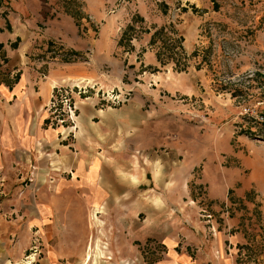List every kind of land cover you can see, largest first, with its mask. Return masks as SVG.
Masks as SVG:
<instances>
[{"label": "crops", "instance_id": "1", "mask_svg": "<svg viewBox=\"0 0 264 264\" xmlns=\"http://www.w3.org/2000/svg\"><path fill=\"white\" fill-rule=\"evenodd\" d=\"M6 1L14 13L0 20V171L11 177L6 231L18 242L0 241V264H26L34 250L35 264H86L92 246L89 264L113 257L117 264H240L246 238L236 207L251 197L255 178L240 180L236 167L226 172L215 146H204L214 152L205 166L202 134L171 132L159 109L136 98L120 107L83 102L76 130L62 138L45 112L53 87L96 74L50 62L46 24L30 0ZM62 23L75 28L60 19L52 29L63 34ZM62 34L71 49H83L77 33ZM201 200L211 204L213 226L201 218Z\"/></svg>", "mask_w": 264, "mask_h": 264}, {"label": "rangeland", "instance_id": "2", "mask_svg": "<svg viewBox=\"0 0 264 264\" xmlns=\"http://www.w3.org/2000/svg\"><path fill=\"white\" fill-rule=\"evenodd\" d=\"M43 1L47 10L35 0H30V7L46 24L40 27L48 35L44 37L49 61L80 63L96 74L61 84H96L95 92L76 91L71 96L79 117L80 105L91 99L101 107H120L135 98L146 101L159 109L162 127L184 130L189 136L193 131L202 134V151L208 152L205 145L217 148L216 164L226 172L238 168L240 180L255 178L246 194L251 197L236 207L242 211L246 238L238 247L239 263L264 264V127L255 120L264 122V0ZM13 13L9 3L0 0L1 22H8ZM60 19L73 20L75 28L62 23L63 34L60 28L52 29V22ZM66 31L86 41L83 49L76 51L65 43L60 35ZM161 31L163 37L158 36ZM61 85H55L52 94ZM112 92L127 98L130 94L129 100L115 105L107 96ZM212 153L208 152L205 166L213 165ZM201 173L197 168L195 176L201 178ZM10 179L0 171V241L15 244L18 238H9L6 231L14 216ZM199 194L206 197L204 189ZM210 205L202 201L200 213L213 226L218 220ZM229 210L224 211L226 216ZM95 247L87 252L86 264ZM117 262L113 257L101 264Z\"/></svg>", "mask_w": 264, "mask_h": 264}, {"label": "built area", "instance_id": "3", "mask_svg": "<svg viewBox=\"0 0 264 264\" xmlns=\"http://www.w3.org/2000/svg\"><path fill=\"white\" fill-rule=\"evenodd\" d=\"M91 90L95 92L96 84L89 81L65 86L61 85L54 88L50 102L45 107V112L47 113L48 120L52 126L63 129V132H61L62 138L68 137L72 132H74L78 123L79 109L71 96L73 97L76 91L77 94L81 95L89 93ZM107 96L109 98V102L115 105H120L129 100L130 94H128V98L123 97L122 94H117L115 92H112V94H107ZM121 96L123 99H121ZM88 98L89 96L86 99ZM34 169L35 167L33 170ZM208 217L211 218V216ZM36 246L38 245L36 244ZM109 258L111 259V257ZM36 262L37 251L34 250V254H30L26 257L25 263L35 264Z\"/></svg>", "mask_w": 264, "mask_h": 264}, {"label": "trees", "instance_id": "4", "mask_svg": "<svg viewBox=\"0 0 264 264\" xmlns=\"http://www.w3.org/2000/svg\"><path fill=\"white\" fill-rule=\"evenodd\" d=\"M0 31H1V29H0ZM158 36H164V33H163V31H161V32H158ZM2 48V46L0 45V49ZM256 120V123L258 122V123H260V124H262L263 125V127H264V122H260V120H258V119H255ZM263 138H264V136H262Z\"/></svg>", "mask_w": 264, "mask_h": 264}, {"label": "bare ground", "instance_id": "5", "mask_svg": "<svg viewBox=\"0 0 264 264\" xmlns=\"http://www.w3.org/2000/svg\"><path fill=\"white\" fill-rule=\"evenodd\" d=\"M89 256V255H88Z\"/></svg>", "mask_w": 264, "mask_h": 264}]
</instances>
